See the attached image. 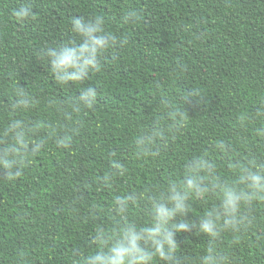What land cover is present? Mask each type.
I'll list each match as a JSON object with an SVG mask.
<instances>
[{"label": "trees", "instance_id": "1", "mask_svg": "<svg viewBox=\"0 0 264 264\" xmlns=\"http://www.w3.org/2000/svg\"><path fill=\"white\" fill-rule=\"evenodd\" d=\"M19 2L0 0V129L11 119L4 108L15 83L40 101L18 116L54 122L58 130L80 123L69 148L48 140L17 180L2 181L0 170V264H72L74 253H94L95 229L112 226L116 195L151 194L179 182L184 163L205 151L229 183L238 175L237 161L264 163V123L255 115L264 103V0H30L35 16L26 22L12 16ZM128 9L140 13L137 22L121 21ZM76 15L104 16L106 30L128 43L114 60L108 54L84 85L62 88L37 53L66 38ZM89 84L99 93L95 111L65 121L48 106L49 99L76 97ZM191 89L204 98L184 105L185 126L157 145V155L137 158L134 141L157 115L161 96L178 99ZM218 140L232 146L231 155L215 149ZM113 152L127 172L105 185L100 178L112 172ZM190 203L194 219L218 197ZM142 206L130 209L129 218L143 223ZM251 213L255 227L238 244L226 235L219 245L231 264H264V201ZM178 240L177 253L193 264L207 247L206 237L192 233Z\"/></svg>", "mask_w": 264, "mask_h": 264}, {"label": "clouds", "instance_id": "2", "mask_svg": "<svg viewBox=\"0 0 264 264\" xmlns=\"http://www.w3.org/2000/svg\"><path fill=\"white\" fill-rule=\"evenodd\" d=\"M12 16L18 22L33 19L35 13L30 0H20ZM139 17L137 10L128 9L121 13L120 19L124 24H132ZM105 23L102 15L90 18L72 16L70 34L39 50L37 58L46 63L59 86L84 85L92 74L102 71L108 54L114 60L116 50L128 43L127 37L106 30ZM78 93L76 97L69 96L63 100L49 99L47 104L65 121H73L74 117L95 111L99 104L97 88L89 84L80 87ZM203 98L195 89L189 93L182 91L178 99L162 95L157 115L134 141L136 157L157 155V145L165 143L170 134L187 123L189 115L184 105L190 99L199 103ZM39 103V99L19 83L13 85L11 97L4 108L6 113L11 114V119L6 120L0 129L2 181H15L23 176L48 140H54L59 148H69L79 132V120H75L74 124L65 123L58 130L54 122L41 123L18 116L36 108ZM255 115L264 123V103ZM260 133L264 135V128ZM215 149L225 156L233 151L224 140H218ZM208 157V151L193 156L183 165L181 181H172L151 194L131 192L116 195L113 199L112 226L106 229L99 225L95 229L93 242L98 246L97 250L87 256L74 253L72 264H193L190 258L177 253L180 246L178 235L184 233L207 238V247L195 264H231L228 253L219 245L226 235L231 236V244H238L242 235L255 227L256 218L251 213V207L256 201H264V163L253 159H248L245 164L237 161L238 175L229 183L216 174L217 164ZM109 164L112 172L100 178L105 185L109 184L113 175L123 176L127 172L114 152L109 156ZM211 195L218 197V204L198 218L190 219V201L206 200ZM141 202V210L146 217L143 223L129 218L130 209Z\"/></svg>", "mask_w": 264, "mask_h": 264}]
</instances>
